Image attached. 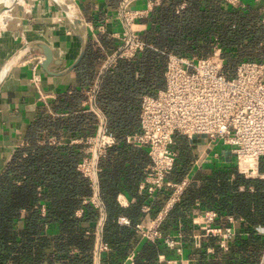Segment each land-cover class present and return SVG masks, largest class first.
<instances>
[{
  "label": "trees",
  "instance_id": "obj_1",
  "mask_svg": "<svg viewBox=\"0 0 264 264\" xmlns=\"http://www.w3.org/2000/svg\"><path fill=\"white\" fill-rule=\"evenodd\" d=\"M182 2L185 6L178 10ZM142 36L147 45L134 57H120L108 67L96 94L109 131L119 139L101 158L99 172L101 195L107 210L104 239L113 246L116 257L126 255L127 241L142 214V203L148 198L145 191L138 192V187L150 158L141 148L129 143L126 135L140 130L141 103L146 90L152 85L166 86L168 53L209 55L218 43L230 74L243 60L264 59L262 8L242 4L227 6L224 0H162L155 5L152 25ZM101 57L89 41L84 57L76 66L78 86L61 97L67 108L87 97L83 86L87 88L94 82ZM89 116L93 119L94 112ZM86 118V114L57 118L40 115L29 125L25 143L17 148L0 173V264H42L62 257L68 258L71 264H78L86 257V264H91L93 237L85 235L82 223L92 222L99 211L94 203H83V198L93 192L90 180L78 169L84 154L83 144H57L48 140L49 134L62 130L86 133ZM44 137L46 141L40 143ZM176 138L179 143L175 146L190 158L188 138L184 135H176ZM188 158L183 166L176 165L174 179L182 178ZM260 169L264 171V158ZM232 174L235 176L230 179ZM243 181V175L233 163L214 169L209 184L214 198L216 194L224 197V206L220 208L231 210L233 204L239 205L245 228L251 235L242 240L240 249L248 245L255 247V227L264 225V179H254L253 191L240 190ZM190 187L192 193L183 197L170 217L187 216L194 207L193 196L206 193L203 186ZM120 190L135 195L136 201L128 207L121 206L117 200ZM80 206L84 213L77 217L75 212ZM120 213L131 218L130 226L118 223ZM47 224L57 227L59 232L50 236ZM214 241L207 243L214 247ZM72 245H78L82 255L70 253ZM50 247L53 250L48 252ZM243 255L252 256L246 250Z\"/></svg>",
  "mask_w": 264,
  "mask_h": 264
},
{
  "label": "built area",
  "instance_id": "obj_2",
  "mask_svg": "<svg viewBox=\"0 0 264 264\" xmlns=\"http://www.w3.org/2000/svg\"><path fill=\"white\" fill-rule=\"evenodd\" d=\"M131 1H122L123 41L106 62L105 70L120 57H134L147 45L139 19L148 16L152 7L160 1L152 2L149 8L133 7ZM229 2L242 4L240 0ZM184 6V3L181 4L178 10ZM42 59L43 54L37 57L33 66L35 81L40 80L36 68ZM165 81V87L152 85L143 94L140 130L126 135L128 142L145 147L150 156L145 179L140 186L150 199L143 205L145 217L135 224L134 229L142 239L162 242L175 251V255L160 253L157 264H188L189 259L185 257L187 247L203 248L204 242L214 239L219 251L228 252L232 243L239 240L237 237L249 234V231L244 229L245 218L239 210L203 208L199 201L195 203L187 223L190 230L181 221L176 224L170 222L171 211L182 201L192 181L191 175H185L180 180L169 177L179 157L175 146L178 142L176 135H184L188 139L205 136L210 149L204 150V160L207 157L219 159L222 150H228L237 171L244 177L239 189L255 190L254 179H264V171L260 169L264 158V59L243 60L230 74L218 43L214 44L209 55L186 56L170 51ZM98 88L90 86L86 89L88 97H95ZM96 110L102 114L98 108ZM118 141L104 120L98 134L84 140V155L78 163V169L90 180L94 191L85 201L94 203L101 210L104 203L99 194L100 160ZM219 145L224 148H219ZM155 203H160L158 211L151 215ZM104 220L105 217L100 220V233ZM119 221L130 223L127 216H120ZM109 248L108 242L100 238L96 248L98 256ZM216 258H220L219 254L214 256ZM126 259L128 264H136L135 251L129 253ZM256 264H264V249Z\"/></svg>",
  "mask_w": 264,
  "mask_h": 264
},
{
  "label": "crops",
  "instance_id": "obj_3",
  "mask_svg": "<svg viewBox=\"0 0 264 264\" xmlns=\"http://www.w3.org/2000/svg\"><path fill=\"white\" fill-rule=\"evenodd\" d=\"M74 1L78 9L83 13L87 22L89 32L88 42L91 41L94 50H97L102 54V57L98 61L97 75L94 78L92 85H90L100 87L101 78L105 72V64L111 59V56L115 53L123 41L121 36L125 30V24L120 15L123 0ZM154 1L156 0H132L131 5L136 8H149L151 3ZM159 1L160 3L162 2V0ZM240 2L242 5H250L256 8H262V14L264 16V0H240ZM29 3L30 9L27 11V25L23 24L26 37L29 39L46 40L54 50L55 56L62 57L64 59L63 64L59 68L61 70L66 69L78 57L81 50V39L74 26L71 24L64 11L57 7V5L52 2V0H31ZM183 3L185 4V2H182L181 4ZM224 5L231 6L233 4L230 3L229 0H224ZM154 7L155 5L152 7V10L148 16L139 19L140 26L144 27L143 32L148 30L152 25ZM41 54L43 53L40 49H31L26 56H24L12 67L5 82L0 88V173L3 171L6 163L10 160L17 148L25 143L26 133L31 122L42 114L51 115L53 118L69 117L70 115L76 117L80 114H86V119L88 121L86 124L84 123L85 127H88L86 129V133L79 134L74 130H62L58 134L52 133L48 135V140L50 142L51 139H55V142L51 143H82V151L84 147V140L88 136L98 134L104 120L106 121L108 128L107 117L97 104L96 95L95 97L92 96L89 98L86 93V89H88L90 86L87 88L83 86L87 97L73 107L67 108V103L62 102L61 97L65 93H71L72 90L78 86L76 67L65 74L58 75L48 73L39 64V66L36 68V73H39L40 80H34L33 66L37 60V57ZM55 67H57L55 64L51 65V68ZM96 108H98L102 114H100ZM91 112H94L95 114L93 119H91L89 116ZM45 141V137L40 139V143H44ZM177 141L179 143L178 138ZM188 141L190 158L186 156L185 152H181L178 149L179 157L177 160V167L183 166L186 163L185 158H188L186 159V171L182 178L185 175H191L192 181L189 187L193 185V188L196 189V187L203 186L206 189L204 190L206 193H198L193 196L194 201H192L194 205L197 201H199L200 206L203 208L223 207L224 197L221 194H216V197L214 198V195L211 194L212 189L209 186L210 175L213 173L214 169L218 167H225L233 164L234 161L232 155L228 150L223 149L224 147L219 145V148L223 149L221 152L222 157L219 159L207 157V159L205 158L204 160V157L202 156L204 150L210 149L208 146V139L205 136L198 135L193 139H188ZM129 143L135 147L141 148L149 156V153L145 147L136 145L132 142ZM212 151L213 150H211V153ZM149 162L150 161H148V163ZM148 163L144 166L145 175V168ZM175 174L176 173L173 171L169 177L174 179L173 175ZM234 176L235 175L232 174L230 179L234 178ZM144 179L145 176L140 180L138 187L139 193L143 192L141 191L140 186ZM190 192L192 193L191 187L186 190L184 198H187ZM93 193L94 191L91 195H93ZM99 194L103 200L101 189ZM86 197L83 198V203L89 202L85 201ZM147 197V200L142 203V214L138 222L145 217L143 205L149 201L150 198L149 196ZM117 200L121 206L128 207L136 201V196L129 195L125 191L120 190L117 194ZM103 203V210L98 208V216L92 222L84 221V223H82V228L85 235H90L93 237L90 250L91 264H128L126 258L127 255H129V253L132 251H135L136 253V264H157L158 255L162 252L172 255L176 254L174 250L166 247L162 242H153L142 239L134 229L132 235L127 241V250L125 251L126 255L116 257L113 246L108 243L110 248L101 251L98 256L96 248L99 243V239L102 238L104 241H106L104 239V230L107 220V210L104 200ZM159 204L160 203L154 204L150 212L151 215L156 214ZM234 210L240 211L239 205L233 204V208L230 211ZM42 211L45 213V206L42 207ZM83 213V206H80L76 209L75 214L77 217H81ZM191 214L192 211H190L187 216L184 217H171L170 222L173 223L174 221V224H176L178 221H181L185 224L186 229L190 230L191 227L187 223L190 222ZM120 216H127L130 219V223H121L119 221ZM103 217H105V220L103 223L102 232L100 233L98 227L100 220H102ZM117 221L120 225L124 226H130L131 224V218L125 213H120L118 215ZM245 227L246 224L244 223V229H246ZM46 228L50 236L59 232L57 227H49L48 224L46 225ZM255 232L257 236V238L254 237L256 239L254 244L255 247L248 245L247 248L240 249L243 243L242 240L244 238L248 239L251 237L249 234H242L239 235L240 237H237L239 240L232 243L231 250L228 252L222 253L219 251V248L216 245L213 247L211 243L204 242L203 248L187 247L185 257L189 259L188 264H230L231 262H236L238 264H240L239 262L242 264H256L260 253L264 249V225H257L255 227ZM209 248V251H211L210 253L208 252ZM251 248L253 249L251 250ZM52 250L53 247L48 248V252H51ZM244 250L249 253V256H252L250 258H246L243 255ZM70 253H79L82 255L83 252H81V249L78 245H72L70 248ZM216 254H219L220 258L214 259ZM86 260L87 259L85 257L84 261L79 262L78 264H86ZM42 264L71 263L69 262L68 258L62 257L51 258L49 262Z\"/></svg>",
  "mask_w": 264,
  "mask_h": 264
},
{
  "label": "water",
  "instance_id": "obj_4",
  "mask_svg": "<svg viewBox=\"0 0 264 264\" xmlns=\"http://www.w3.org/2000/svg\"><path fill=\"white\" fill-rule=\"evenodd\" d=\"M54 3L62 9L67 15L69 21L74 26L77 34L81 39V50L78 57L69 65L66 69L61 70L59 67L63 64L64 59L62 57H56L51 45L44 39H29L26 37L23 27V19L26 16L25 8L22 6L20 10L12 15L3 17L4 1L0 0V33L9 28V22L11 19H15V29L20 31L23 37V43L19 48L4 61L0 66V88L5 82L12 67L20 61L24 56L28 54L31 49H40L43 53V59L40 61L41 67H43L50 74L62 75L73 70L77 64L84 57L88 47V25L84 18L83 13L79 10L78 14L73 13L70 10L68 0H53ZM70 1V0H69ZM37 60L35 61V63ZM55 64L57 67L51 68V65Z\"/></svg>",
  "mask_w": 264,
  "mask_h": 264
},
{
  "label": "rangeland",
  "instance_id": "obj_5",
  "mask_svg": "<svg viewBox=\"0 0 264 264\" xmlns=\"http://www.w3.org/2000/svg\"><path fill=\"white\" fill-rule=\"evenodd\" d=\"M49 1H51V0H49ZM26 2L28 4V11H29V9H30V3L29 2H31V0L30 1L26 0ZM52 2L54 3L53 0H52ZM27 19H28V17H27V12H26V16L23 19V24L27 25ZM8 29H6L4 32L0 33V66L23 43V37H22V34L20 33V31L15 30L14 28L10 27V25H9Z\"/></svg>",
  "mask_w": 264,
  "mask_h": 264
},
{
  "label": "bare ground",
  "instance_id": "obj_6",
  "mask_svg": "<svg viewBox=\"0 0 264 264\" xmlns=\"http://www.w3.org/2000/svg\"><path fill=\"white\" fill-rule=\"evenodd\" d=\"M4 1V11H3V17L6 18L9 15H12L13 13H16L20 10V8L23 6L25 8V12L28 11V4L26 0H3ZM64 1V0H62ZM68 5L70 7V10L73 13L78 14V7L74 0H68ZM10 27L15 29L16 21L15 19H11L9 22ZM9 30V29H8ZM16 30V29H15Z\"/></svg>",
  "mask_w": 264,
  "mask_h": 264
}]
</instances>
